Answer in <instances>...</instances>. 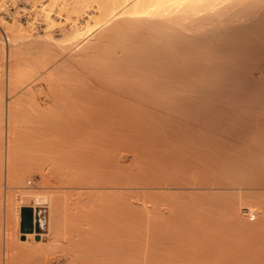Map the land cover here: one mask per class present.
Listing matches in <instances>:
<instances>
[{
    "label": "bare ground",
    "instance_id": "1",
    "mask_svg": "<svg viewBox=\"0 0 264 264\" xmlns=\"http://www.w3.org/2000/svg\"><path fill=\"white\" fill-rule=\"evenodd\" d=\"M18 1L0 0L7 34L0 36V264H18L20 254L44 258L52 248L46 235L66 253L40 264H129L127 195L137 180L128 173V160L137 158L129 142L136 154L143 144L140 188L158 198L154 208L130 206L144 210L143 264H185L189 248L219 249V257L212 251L218 264H264V0H58L59 10L54 0H31L37 16L27 25L20 8L10 13ZM43 22L45 33L36 35ZM57 24L60 37L50 30ZM38 40L58 49L53 63L28 71L20 53ZM73 66L80 68L71 95L78 106L68 111L52 76ZM17 90L32 112L12 100ZM26 122L37 126L43 152L65 123L94 139V188L73 190L103 198L94 220L67 230L59 212L70 203L39 187L52 167L41 170L39 186L33 174L44 160L33 174L18 169ZM27 206L49 208L48 232H28L33 242L19 240ZM227 227L235 231L216 243L212 237ZM197 258L189 263H207Z\"/></svg>",
    "mask_w": 264,
    "mask_h": 264
},
{
    "label": "rangeland",
    "instance_id": "2",
    "mask_svg": "<svg viewBox=\"0 0 264 264\" xmlns=\"http://www.w3.org/2000/svg\"><path fill=\"white\" fill-rule=\"evenodd\" d=\"M63 1L64 0H62V1L60 0V2H63ZM68 1L70 3H74L75 0H73V2L71 0H68ZM58 2H59L58 0H56V1L54 0V4H55L54 9L56 7L55 10H59L58 7H60L59 6L60 2H59V4H56ZM31 3H32L31 0H27V2H26V0H20L16 4V6L18 7L17 8L16 6L12 5V3L10 2V5H11L10 13H13V12L15 13L17 11V9L20 8L21 13H22V17H21L22 22L27 25L28 21L31 18H33L34 16H37L35 11L31 8ZM56 5H58V6H56ZM26 8H28V10L24 11ZM64 12L66 14V11H64ZM55 16H57V15L55 14ZM57 25H58V27H56ZM57 25L55 27L51 28L50 30L53 29L54 34L57 33L56 36L60 37L62 35V33H61V30H59V28H60L59 24H57ZM46 27H47L46 23L43 22L41 25L38 26V28H37L38 31L36 30L35 34L36 35H38L39 33L44 34ZM0 31H1V29H0ZM5 35L7 36V34L5 32H4V35H3V31L0 32L1 37L2 36L5 37ZM36 45L31 46V44H29V45L25 46L23 49L24 50L26 49L25 50L26 55L22 53V52H25L23 49H22V52L20 53L23 66L25 67L26 70L32 68V69L28 70V71L32 70V72L34 70H37V68H39V67H43L44 64L46 65L48 62L53 60L54 59V53L58 49V47L56 45H53L54 47L52 46L51 48H49L51 45L49 47H47L48 45H46V41H44V40L41 43L39 41V43ZM38 46H41L42 48L38 47ZM42 49H43V51H41ZM45 49H48V51ZM49 54L50 55L53 54V55L49 56ZM50 57H52V58H50ZM49 59H51V60H49ZM51 62L53 63V61H51ZM52 63H50V65L48 64L49 67L48 66L45 67V69H44L45 73L52 71V70L48 69V68H50V69L53 68V66H52V68L50 67L52 65ZM33 66H34V68H33ZM77 69H79V70L77 71ZM47 70H49V71H47ZM78 72L80 73V68L77 66H73L72 68L66 67L64 70H62V72H56L55 73L56 76H54V75L52 76V79L54 80L53 82L56 85H58L60 88L63 89L61 92H59V96L61 98L58 96L59 97L58 99L60 101H62V103L59 101V104L61 103L60 107L63 109H66L68 111L73 110V109H75L76 106H78V104L74 101V99L71 96L72 95V89L79 87L78 86L79 81L77 82L75 80V78H76L75 76L80 77V74L78 75ZM76 79L79 80V78H76ZM45 83H46V85L48 84V82H45ZM75 83H76V85H75ZM4 93L6 94V91ZM12 97H13L12 100H16V101L18 100L19 102L24 103V108L26 107L25 110L29 109V111L32 112L31 103H29L28 101L21 100L22 92L20 90H17V92L13 93ZM29 104H30V106H29ZM27 112H28V110H27ZM26 113L24 112V114H26ZM31 125L32 124H30L29 122H28V124L26 122L24 124L25 127L24 126L21 127V130L19 133L18 143H17L19 147H17V150L20 151L21 154L20 153L17 154L18 155L17 156L18 169L23 173H25V172L29 173L32 171L29 174H33L35 171H37V169L35 170V168H38L37 166H39L43 162V161L39 162V160L40 161L44 160V162L46 163V167L44 166L45 163H43L44 165L41 164L42 166L39 167V174L37 175V172L33 174V176L36 178L38 186H39V184L41 183V180H42L41 176H42L43 172L45 170L47 172L48 169H50L52 167L51 169H53V174H51L50 180L45 183L43 181L44 180L43 179L42 183H45V184L42 185V183H41L39 187L44 188L46 191L53 192L52 194L56 198H58V199L63 198V200L65 202L70 203L68 206H65L64 208H62L61 211L59 212V215H61L62 217L65 216L67 218L66 219L67 221H64V222H66L68 224L62 222L63 226L67 230L69 228L71 229V227H77V226L79 227V225L81 226V224L86 222L85 219H87L88 216L94 220V211H97L99 209V207H100L99 203H101V200H103V198L100 197L97 193H94V189L92 190V193H82V190H81L82 194L77 193V191H73L76 189L78 190L81 187H92V188H94V139L93 140H85V139L81 138V136H79L80 130H78L79 128L76 125L71 124V123H65L64 126L60 127V130H59V131H61L60 137L49 138L48 140L44 141V143H45L44 148L46 149V151L43 152L40 150L41 147H39L40 144L43 145V141H38L36 138L37 136L33 135V133H35L34 130H36L35 127H37V126L34 125L35 126L34 127L32 125L33 129H31L32 128ZM23 128H25L26 130H24ZM21 133L24 136H22ZM28 133H30L29 134L30 136L33 135V136H31V139L29 138L30 136L28 137ZM50 139H54V141L50 140ZM57 139H59V140H57ZM39 142H40V144H38ZM36 144H38V145H36ZM138 144L140 145L138 148L139 152L136 154L135 152L132 151L134 146L136 145L135 142H129L128 143L129 155H131V156L137 155V158H135V159L131 158L127 162L129 177L130 178L135 177L137 179V180H135V182H133L130 185V187H134L136 190L134 188L130 189L128 191L129 194L127 195L129 198L128 203L131 201L129 204L130 213L128 216V220H129V264H143L142 258L144 257V255L142 253H144V248H143L145 246L144 237L146 236L143 234V232L145 233V231H143L144 227H142V224H144V217L140 216L144 213V210H142L143 211L142 212L139 209L141 211L140 212L136 209L135 210L136 212L135 211L133 212V209H135V207H133V206H137L138 208L141 207V209H142V206L144 204H146L145 203V201H146L147 206L150 205V206H152V208H154L157 205L156 202L158 199L157 196L155 197L154 195L152 197L150 196V198L148 196L145 197L143 190H141L142 188H140V187H142L140 184L142 179L140 180L139 178L143 174L141 172L144 171L143 170V151H141L143 144L141 145V143H137V145ZM39 157H41L42 159L41 158L39 159ZM44 157H47V159L49 158V160H45ZM36 161H38V162H36ZM49 161H51V163ZM34 164H37V165H34ZM33 166H36L34 168L35 171L32 170ZM42 169H43V172L41 174ZM26 174H22V176L25 178L26 176L29 175V174L28 175H26ZM40 174H41V176H40ZM38 180H40V181H38ZM20 181H22V180H20ZM18 182L19 181H17V183ZM3 183H4V185H3V191H4L6 189V187H5L6 184H5L4 179H3ZM20 183L21 182H19L17 186H19ZM139 188H140V190H139ZM4 193H5V191H4ZM153 197L156 200L153 199ZM153 201H155V202H153ZM247 201L254 202L252 200V198H247ZM258 202L259 201H257L256 203H258ZM131 204L133 206H131ZM140 204H141V206H140ZM130 206L133 207V209ZM40 208L45 209V214L48 218V226H47L45 231L37 230V217H38V210ZM245 212L249 213L248 210H246ZM25 215L30 216L32 219V230H27V231L24 230V224H23L24 220L23 219H24ZM245 218L249 219L248 215H245ZM255 221L256 220H253L251 222H255ZM66 225L68 227L69 226L70 227L67 228ZM48 229H49V208L48 207H37V208H33V207H29V206L23 207V209H22V225H21V231L20 232H23V234H26V235H23L22 233H20L19 240L22 239V240H27L28 242H33V241H31L32 240L31 237L29 235H27L28 232H33L34 230H36L38 232H48ZM234 231H235V229L233 227H227L221 231L222 233L219 232L218 234L215 235V237H212V238L214 239V241L216 243H220L221 239H223L226 234H230V232H234ZM36 239L41 240L42 238L40 236H37ZM142 240H143V242H142ZM44 241H45L44 244L49 245L48 248L55 247L54 250H51L52 249L51 248V249H49V251L47 250L48 252L46 251L47 253L44 252V254L46 253L45 255H43L44 258L42 257V253H40V255L39 254L38 255L20 254L17 256V258L19 259L18 264H40L44 260H46L47 258H52L55 256L59 257V256L64 255L66 253L65 252L66 249H64V247H66V246H64L66 244L64 237H61V240H60V242L62 243V244L60 243L61 248H63L64 251L59 250L60 249V246H58L59 241L56 243V244H58L57 247H56V244H53L55 242H53V240L50 238L49 235H46L44 237ZM50 241H52L53 243H50ZM20 242H22V241H20ZM215 242H214V244H215ZM192 247H193V245L191 246V248ZM188 248L187 249L185 248L186 249L185 251H187ZM214 249L212 248V249H210V251L208 249V251H206V252H204L202 250H201L202 252H200L199 249L198 250L196 249L195 251H196V253L198 251V253L197 254L195 253V255L200 256V258L201 257H203V258L207 257L204 259L205 262L207 261V263H204V264H211V263L212 264H218L219 258L217 260L215 258L217 256L213 255V252L215 251ZM142 250H143V252H142ZM189 250L191 251V254L194 251V249L192 251L190 248H189ZM190 251H189V253H190ZM217 251H218V257H219L220 256L219 249L216 248V251L214 253L217 254L216 253ZM62 252H64V253L62 254ZM189 253H188V251L186 253L185 252L183 253L184 254L183 260L184 261H185V255H187L188 258H190V259H188L189 261L186 259L185 264H186V262H188V264L195 263V262L189 263L195 257V255H193V254L192 255L194 257L191 254H190L191 255V257H190ZM200 253L204 254L205 256L204 255H198ZM142 255H143V257H142ZM180 255H182V253ZM187 256H186V258H187ZM197 256H196V258L193 259L194 261H195V259L196 260L199 259V258H197ZM41 258L43 259L42 261H41ZM17 262H16V264H17ZM200 264H203L202 259H201Z\"/></svg>",
    "mask_w": 264,
    "mask_h": 264
},
{
    "label": "water",
    "instance_id": "3",
    "mask_svg": "<svg viewBox=\"0 0 264 264\" xmlns=\"http://www.w3.org/2000/svg\"><path fill=\"white\" fill-rule=\"evenodd\" d=\"M48 226V218L45 214V209L40 208L38 210V226L37 229L39 231H45Z\"/></svg>",
    "mask_w": 264,
    "mask_h": 264
},
{
    "label": "trees",
    "instance_id": "4",
    "mask_svg": "<svg viewBox=\"0 0 264 264\" xmlns=\"http://www.w3.org/2000/svg\"><path fill=\"white\" fill-rule=\"evenodd\" d=\"M24 230H26V231L32 230V220H31V217L28 215H25V218H24Z\"/></svg>",
    "mask_w": 264,
    "mask_h": 264
},
{
    "label": "built area",
    "instance_id": "5",
    "mask_svg": "<svg viewBox=\"0 0 264 264\" xmlns=\"http://www.w3.org/2000/svg\"><path fill=\"white\" fill-rule=\"evenodd\" d=\"M37 226H38V217H37ZM38 230V229H37Z\"/></svg>",
    "mask_w": 264,
    "mask_h": 264
}]
</instances>
